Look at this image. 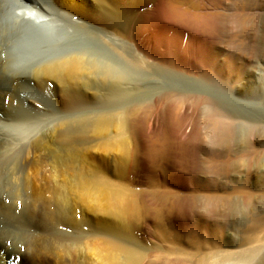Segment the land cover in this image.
<instances>
[{
  "label": "bare ground",
  "instance_id": "6f19581e",
  "mask_svg": "<svg viewBox=\"0 0 264 264\" xmlns=\"http://www.w3.org/2000/svg\"><path fill=\"white\" fill-rule=\"evenodd\" d=\"M49 1L14 0L12 3L0 0V12L9 11L10 14L5 26H12L13 32L17 31L14 36L23 41L25 50L60 53L68 49L75 39H82L80 33L78 35L75 31L82 28L84 32L90 31L103 39L106 47L125 65L113 60L104 63L100 57L85 51H74L35 67L32 78L37 87L46 88L53 83L52 91L57 96L63 115L61 118L41 115L20 103L7 112L3 107L5 92L0 91V264H14L7 261L12 254L19 252L21 242L32 246V252L27 253L25 258L32 264H84L85 251L95 257L97 264H138L145 258L147 251L133 244V240L127 242L119 236L109 238L105 248L108 253H105L104 249L86 240L85 250L79 245L69 244L70 240L57 231L63 221L72 222L64 207L70 201L69 193L73 187L81 191L91 190L90 185H94L96 191H103L106 187L105 182L100 181L102 185L98 182V176L92 179L87 177L82 166L91 135L106 136L108 130L115 126L125 131L129 124L128 113L151 107L155 117L148 125L149 130L154 131L159 127L157 118L160 110L169 114L171 121L179 116L183 126L180 128L176 122H172L170 127L176 139L194 137L192 143L196 149L220 150V158H229V146L244 145L243 141L239 143L235 138H239L236 136L237 128L264 120V112L249 109L242 102L243 97L253 96L256 92L250 77V49L253 46H250L251 43L244 46L242 43L226 42L218 34L214 38L203 34L198 27V20L178 19L176 13L168 8L167 0ZM244 1L217 0L216 5L222 6L220 11L227 13L230 9L232 13L227 16L217 12L214 16L220 34H235L241 29L244 33L241 36L245 35L253 41L255 39L251 30L255 28L257 16L251 10L263 0H246L245 5ZM241 2L244 6L233 10L232 7ZM188 26L195 27L196 32H192ZM10 34L11 31L0 27L2 45L10 41ZM22 69L19 66L13 71L22 74ZM170 75L185 78L197 87L191 90L160 88L152 87L148 82L150 77L156 79L151 82H159ZM126 94L134 95V99L117 105L119 100L123 102ZM228 94L236 95V100H229ZM91 102H109L113 106L103 107L88 117L81 112ZM74 113L77 115L70 117ZM219 127L222 130L219 129L220 132L217 131ZM256 133H250L247 144L245 142L248 156L240 160L233 159V162L231 160L235 167L259 161L264 141ZM104 139L109 141L108 145L119 141ZM126 139L123 137L119 142H127ZM128 158L125 155L120 160L116 171L118 175H125ZM72 162L81 166L74 186L69 182L73 175L71 171H74ZM199 175L202 179L210 176L203 171ZM211 179V183H214L215 179ZM48 180L53 184L54 191L50 190L54 193V202L41 199L39 206L34 205L37 197L42 196ZM179 183L189 188L186 182ZM244 183L252 184L248 179ZM18 194L25 201L22 211L18 209ZM107 197L111 213L120 218V229L125 233L131 231L128 216L133 205L132 193L113 191ZM8 198L10 204H6ZM26 198H31L30 204ZM194 198L200 220L210 222L208 216L211 215V209L222 201L207 199L202 195ZM245 201L242 197L240 202L245 204ZM95 202L99 207L97 200ZM261 221L264 223V217L250 221L252 235L248 237L249 245L264 240V227L259 224ZM215 222L220 221L215 217L211 220V231L205 228L210 233H202L204 237L209 236L217 241L220 240V227ZM94 240L99 241L97 238ZM257 252V246L237 248L226 245L211 257L184 261L189 264H234L249 261ZM119 254L124 256V263L118 262L116 256Z\"/></svg>",
  "mask_w": 264,
  "mask_h": 264
},
{
  "label": "rangeland",
  "instance_id": "374dc122",
  "mask_svg": "<svg viewBox=\"0 0 264 264\" xmlns=\"http://www.w3.org/2000/svg\"><path fill=\"white\" fill-rule=\"evenodd\" d=\"M40 1L50 2L49 0ZM216 1L167 0L166 4L176 13L178 19L192 18L198 20V27L203 34H208L213 38L218 34L226 42L242 43L241 45L244 46L251 43L250 46L253 47L250 49L252 53V75L250 77L256 92L253 95L255 96L254 100L252 99L253 96L248 95L243 97L242 102L246 103L249 109L260 113L264 112V0L259 3V6H253L254 9L251 10V13L257 16L255 28L251 30L256 41H250L245 35L241 36L244 34L241 29L235 34H220L215 16L217 12H224L219 10L222 6L218 7ZM9 2L13 3L14 0H9ZM231 2L227 4L228 7ZM245 4L246 0L244 1ZM244 5L241 2L232 8L239 10ZM246 9H248L247 6ZM231 13L232 10L229 9L224 14L228 16ZM9 15V11L0 12V27L12 32L10 36L8 35L9 42L3 43V45L0 42V91L5 92L3 107L7 112H10L14 105L20 103L36 110L41 115H48L50 118L63 117L57 96L52 91L53 83H50L46 88H39L33 81V69L43 62L61 58L63 55L71 54L74 51H85L89 55L100 57L104 63L113 60L117 64L125 65L111 49L106 47L103 39L97 38L90 31L84 32L82 28H77L75 31L78 35L80 33L83 40L75 39L69 44L68 49L62 50L63 52L25 50L23 41L21 42L18 37L14 36L17 31L13 32L12 26H5L9 20ZM188 27L192 32H196L195 27ZM19 66L23 68L22 74L13 71ZM3 76L4 78L1 79ZM154 79L150 77L148 80L152 87L181 90H191L197 87L194 82L180 76L170 75L165 78L166 80L151 82ZM228 95L229 100L232 101L233 98L236 100V95ZM133 99L134 95L126 94L123 102L121 103L119 100L117 105L126 104ZM100 103L91 102L81 113L89 117L103 107L105 109L113 106L109 102ZM138 111L128 113L129 124L127 127L129 129L126 128L124 131L115 126L108 130L106 136L91 135L87 150L85 149L87 157L82 162V166L85 168L87 177L92 179L98 176V182L101 185L100 181L105 182L106 187L103 191H96L93 189L94 185H90L89 189L91 190L85 189L84 191L73 187L69 193L70 201L64 207L65 213L72 222L63 221L57 227L58 233L70 240L69 244L79 245L83 250H85L84 241L86 240L92 245L94 244L93 246L96 245V247L104 249L105 253H108L105 248L109 238L119 236L127 242L133 240V244H137L147 251L145 258L138 264H189L185 263L184 260L211 257L226 245L237 248L258 247L257 255L249 261L234 264H264V240L249 245L248 238L252 235V227L249 226L250 221L264 217V142L261 148L262 155L256 164L239 168L232 163L234 160L248 156L249 152L244 145L245 142L247 144L250 133L257 132L256 134L264 141V120L252 125L243 124L244 127L237 128L236 136L239 138H235L238 142L243 141L244 145L239 142V145L229 146L230 156L223 159L219 157L220 150L196 149L192 143L194 137L188 140L183 137L176 139L171 133L170 127L172 122H176L181 128L183 126L181 117L176 116V119L171 121L169 114L166 115L164 111L160 110L161 113L157 118L159 127L151 131L148 129V125L155 117L153 108L149 107ZM74 115L77 113L70 117ZM91 118L94 117L91 116ZM219 129L221 130V128L217 129L218 132H220ZM123 137H127V142H119ZM104 138L115 142L119 140V144L108 145L107 142L109 141ZM127 149L128 151L125 153ZM125 155L129 157L125 175H118L116 172L118 164ZM77 164L72 162L74 171H71L73 175L69 179L72 186L76 184L74 182L77 178V172L81 169V166ZM202 171L210 176L202 179L199 175ZM43 173L45 172L43 171ZM250 175L255 176L253 178ZM211 178L215 179L214 183H211ZM246 179L251 180L253 187L244 183ZM179 182H186L189 188ZM45 183L46 187L42 196L37 197V202L34 204L36 206L41 204V199L49 203L54 202V193L51 191L52 189L54 191L53 184L49 180ZM113 191H122L125 194L132 193L133 195V205L128 216L131 231H127V233L120 229V218L113 212L111 213L107 194ZM198 195L207 197V199L216 200L217 198L222 201L219 205L213 206L214 209H211V215L208 216L210 222L200 220L198 204L195 203L194 198ZM21 196L19 195V211H22L25 204L23 196ZM242 197L246 200L245 204L240 202ZM8 199H6V204H10V199ZM26 199L27 203L30 204L31 198ZM96 200L99 207L95 204ZM51 208L54 209V206ZM214 217L220 221L219 223L215 222L220 227V240H217L218 242L209 236L204 237L202 233V231L210 233L211 220ZM259 224L264 227L262 221ZM60 227L62 229H59ZM100 227L102 228L100 229ZM205 228H209L210 231ZM260 229L259 231L264 228ZM31 231L33 233V230ZM131 233L132 235H130ZM261 234L259 235L262 236ZM94 238L99 241L94 240ZM92 245L91 247H93ZM32 250V246H26L21 242L19 252L12 254L7 262L21 264L24 262L23 260H26L27 253H31ZM85 257L84 264H97L95 257L86 254V251ZM116 257L119 263L125 262L123 255L119 254ZM24 264L32 263L26 260Z\"/></svg>",
  "mask_w": 264,
  "mask_h": 264
}]
</instances>
